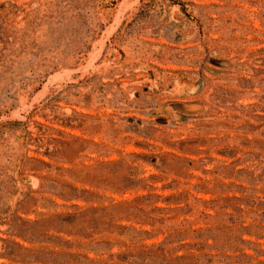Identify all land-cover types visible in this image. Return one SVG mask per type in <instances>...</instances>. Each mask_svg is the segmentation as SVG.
Segmentation results:
<instances>
[{
    "label": "rangeland",
    "instance_id": "374dc122",
    "mask_svg": "<svg viewBox=\"0 0 264 264\" xmlns=\"http://www.w3.org/2000/svg\"><path fill=\"white\" fill-rule=\"evenodd\" d=\"M0 264H264V0H0Z\"/></svg>",
    "mask_w": 264,
    "mask_h": 264
}]
</instances>
